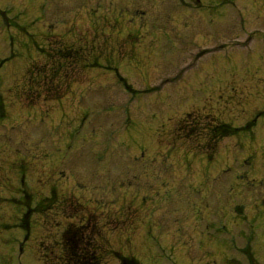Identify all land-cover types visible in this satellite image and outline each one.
Returning a JSON list of instances; mask_svg holds the SVG:
<instances>
[{
	"label": "rangeland",
	"instance_id": "obj_1",
	"mask_svg": "<svg viewBox=\"0 0 264 264\" xmlns=\"http://www.w3.org/2000/svg\"><path fill=\"white\" fill-rule=\"evenodd\" d=\"M185 2L0 0V264H264V0Z\"/></svg>",
	"mask_w": 264,
	"mask_h": 264
},
{
	"label": "trees",
	"instance_id": "obj_2",
	"mask_svg": "<svg viewBox=\"0 0 264 264\" xmlns=\"http://www.w3.org/2000/svg\"><path fill=\"white\" fill-rule=\"evenodd\" d=\"M218 130H219V133L225 132V130L223 128H219ZM77 257H79V259H76L75 261H73L72 264H92V262H93V261H91L92 258L87 257V255L84 253H82V255H77ZM69 259H71V258H69Z\"/></svg>",
	"mask_w": 264,
	"mask_h": 264
},
{
	"label": "flooded vegetation",
	"instance_id": "obj_3",
	"mask_svg": "<svg viewBox=\"0 0 264 264\" xmlns=\"http://www.w3.org/2000/svg\"><path fill=\"white\" fill-rule=\"evenodd\" d=\"M134 2H137V1H139V0H133ZM179 2L181 1H183V0H178ZM196 2H200V0H195ZM184 3H186V4H188L187 2H185V0H184ZM207 3H213V2H211V1H208ZM206 8H209V9H213L214 8V6H206ZM144 12V11H143ZM135 13V10H133L132 9V14H134ZM2 106H1V104H0V116H3L4 115V112H3V107L1 108ZM25 216V215H24ZM20 220V223L19 224H22V220L23 219H19ZM25 222L23 221V224H24Z\"/></svg>",
	"mask_w": 264,
	"mask_h": 264
}]
</instances>
